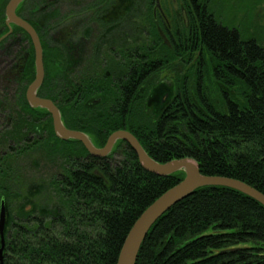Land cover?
<instances>
[{
    "label": "trees",
    "instance_id": "16d2710c",
    "mask_svg": "<svg viewBox=\"0 0 264 264\" xmlns=\"http://www.w3.org/2000/svg\"><path fill=\"white\" fill-rule=\"evenodd\" d=\"M184 1L198 104L183 85L157 120L142 111L136 126L135 115L126 113V129L158 162L189 157L203 174L233 177L264 193L262 37L245 38L223 23L214 0ZM197 51L200 65L194 63ZM210 69L217 81L237 91H222L223 109L206 96ZM74 108L89 109L82 101L77 107L69 104L64 117ZM79 119L71 128L91 136L96 146L121 127H110L112 118L105 114H79ZM61 142V174L35 199L34 212L14 218L5 237L4 264H117L135 221L185 177L183 170L169 175L146 170L123 140L107 157L90 155L75 139ZM6 185L0 181V190ZM136 264H264V206L230 187L202 186L153 224Z\"/></svg>",
    "mask_w": 264,
    "mask_h": 264
},
{
    "label": "flooded vegetation",
    "instance_id": "af4514ba",
    "mask_svg": "<svg viewBox=\"0 0 264 264\" xmlns=\"http://www.w3.org/2000/svg\"><path fill=\"white\" fill-rule=\"evenodd\" d=\"M10 1L0 0V181L7 182L0 190V207L4 202L5 237L14 218L20 217L21 204L29 201L23 199L35 202L61 174L58 151L64 140L55 130L53 114L28 98L37 76L36 47L32 34L9 18ZM143 1L22 0L17 5L16 15L35 30L42 47L44 78L35 93L54 102L67 128L78 125L79 114L112 118L110 127L121 125L112 133L127 130L126 113L135 115L136 126L141 125L142 111L157 120L171 108L183 85L198 102L188 71L176 88L169 78L153 83L163 70H173L175 61L191 65L190 37L189 31L173 30L158 0L155 5L153 0ZM200 53L194 58L196 65ZM79 101L89 109L74 108L65 118L63 109L69 104L77 107ZM118 115L120 121H114ZM50 168L55 169L52 175ZM15 203L20 205L16 211Z\"/></svg>",
    "mask_w": 264,
    "mask_h": 264
},
{
    "label": "water",
    "instance_id": "95a60500",
    "mask_svg": "<svg viewBox=\"0 0 264 264\" xmlns=\"http://www.w3.org/2000/svg\"><path fill=\"white\" fill-rule=\"evenodd\" d=\"M21 1L11 0L7 6V14L12 21L21 25L32 34L36 47L37 76L30 87L28 98L33 106L47 108L53 114L57 134L64 140L75 139L81 141L91 155L98 157L107 156L118 140H124L136 152L140 163L146 170L159 175H169L180 170L185 172V177L178 184L169 188L159 196L135 221L125 238L117 264H136L141 245L153 224L174 204L191 195L196 189L202 186L216 185L230 187L249 195L264 206V193L260 190L233 177L203 174L200 171L199 165L192 158H177L165 163L156 161L146 152L138 138L128 130L121 129L113 132L104 147H97L86 133L67 128L62 122L60 111L54 102L50 99L40 98L35 93L44 78L43 53L40 40L35 30L16 15L15 9ZM5 225L6 206L2 202L0 207L1 264H4Z\"/></svg>",
    "mask_w": 264,
    "mask_h": 264
},
{
    "label": "rangeland",
    "instance_id": "374dc122",
    "mask_svg": "<svg viewBox=\"0 0 264 264\" xmlns=\"http://www.w3.org/2000/svg\"><path fill=\"white\" fill-rule=\"evenodd\" d=\"M143 2L144 1L142 0V4L145 3ZM158 2L159 9L162 10L166 21L172 25L173 30L180 31L181 34L187 33L189 31L190 22L184 5V0H158ZM214 2L215 3L213 5L217 15L223 23L240 29L245 38L262 37V43L264 44V0H214ZM147 4L150 7V2ZM153 4L155 5V0H153L152 5ZM142 11L143 13L145 11L144 5L142 6ZM158 28L160 29V25ZM187 71L189 73L190 84L193 88L196 82V72L192 69L191 65L187 68L186 66H182V64L177 61H175L173 70H163L159 73L157 80H154L153 83H160L163 78H169L170 81H175L174 86L176 88L178 86L177 80L182 79ZM205 86L212 101L222 109L224 108L222 91L226 90L230 94L234 95L237 92L236 89L228 88L219 83L213 76L211 69L209 72H206ZM163 88H165V86ZM151 99L152 98H150V100ZM159 101L160 99L158 102ZM50 169H52V171ZM50 169L49 172L50 175H52L55 169ZM33 176L34 175L31 177L33 178ZM49 177L50 176H47V178ZM36 201H27L22 203L18 214L27 215L34 212Z\"/></svg>",
    "mask_w": 264,
    "mask_h": 264
}]
</instances>
